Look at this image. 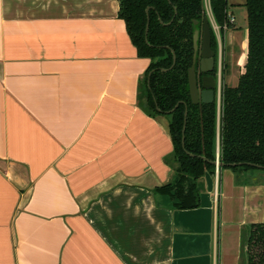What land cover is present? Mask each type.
Returning <instances> with one entry per match:
<instances>
[{
  "label": "crops",
  "instance_id": "crops-1",
  "mask_svg": "<svg viewBox=\"0 0 264 264\" xmlns=\"http://www.w3.org/2000/svg\"><path fill=\"white\" fill-rule=\"evenodd\" d=\"M119 12L0 0V264H242L264 170L206 172L192 210L159 192L177 175L170 118L140 105L150 60Z\"/></svg>",
  "mask_w": 264,
  "mask_h": 264
},
{
  "label": "trees",
  "instance_id": "trees-1",
  "mask_svg": "<svg viewBox=\"0 0 264 264\" xmlns=\"http://www.w3.org/2000/svg\"><path fill=\"white\" fill-rule=\"evenodd\" d=\"M118 1L119 16L125 21L139 57L151 61L144 80L146 97L143 102L140 95V105L151 116L170 118L177 175L175 182L161 187L159 192L169 195L175 190L174 207L192 210L200 206L196 182L206 172H215L213 162L218 155L225 165L222 169H264V0H246L248 53L237 85L223 86L220 113L216 103L193 105L189 95L194 21L201 24L206 17L204 1ZM211 7L220 29L231 25L227 0H211ZM172 51L177 58L173 69ZM180 102L188 106L185 146V104L168 114ZM241 163L244 165L232 166ZM242 264H264V223L244 230Z\"/></svg>",
  "mask_w": 264,
  "mask_h": 264
},
{
  "label": "water",
  "instance_id": "water-1",
  "mask_svg": "<svg viewBox=\"0 0 264 264\" xmlns=\"http://www.w3.org/2000/svg\"><path fill=\"white\" fill-rule=\"evenodd\" d=\"M149 9H147V13ZM196 29L194 31L193 43H194V55L193 63L188 71V84H189V94L190 99L193 105L205 104L211 105L216 103L218 107V113H220V87L219 83L215 85V79L211 77H205L202 83V90H199L198 80H197V68L200 67L201 73L209 74L213 70L215 63V52L212 50V34L214 32L213 25L208 17H205L203 20V29H199L200 22L194 21ZM149 31V22L147 24L146 32ZM246 53H248V38L246 39ZM173 53V65L171 69L174 68L176 64V55ZM170 69V70H171ZM166 71V70H164ZM151 73L149 74V77ZM180 104H185L184 102L178 103V105L168 114H172ZM185 119L183 127V146H185V131L187 126V117H188V106L185 104ZM193 156V155H192ZM213 165L220 170L225 166L220 162V159H217L213 162ZM244 163L232 165L234 166H243ZM230 166V165H229ZM257 169H263L261 166H256ZM264 170V169H263Z\"/></svg>",
  "mask_w": 264,
  "mask_h": 264
},
{
  "label": "rangeland",
  "instance_id": "rangeland-1",
  "mask_svg": "<svg viewBox=\"0 0 264 264\" xmlns=\"http://www.w3.org/2000/svg\"><path fill=\"white\" fill-rule=\"evenodd\" d=\"M203 1H204V9H205L206 2L205 0ZM230 2L237 4V2L239 1L230 0ZM229 10H230V17H231V14H233L234 17L236 18L235 26L225 25L223 29L213 28L216 42H217V49L219 51V58H220V64H219V70H218V83H219V87H221L222 90H223L224 85H227V86L237 85L238 80L240 76L242 75L243 65L245 62V58L247 56V53L245 50L246 44L244 45V42H246L245 32L248 30L247 10L244 6H239V5L237 6L229 5ZM230 35L232 36L233 39L235 38L234 40L236 41V46L233 48L226 49L225 47H227V45H226L225 40H227L226 38L230 40ZM225 58H227V61L229 62L228 71H226V73L228 74L227 77L221 76L222 70L225 66V61H224ZM144 82L141 86V95H142L143 102L145 101V97H146V93L144 92ZM220 102H221L220 103V109H221L222 97L220 99ZM164 116L168 118L167 115H164ZM171 164L173 168L175 169L178 167L176 158L173 157L171 159Z\"/></svg>",
  "mask_w": 264,
  "mask_h": 264
},
{
  "label": "flooded vegetation",
  "instance_id": "flooded-vegetation-1",
  "mask_svg": "<svg viewBox=\"0 0 264 264\" xmlns=\"http://www.w3.org/2000/svg\"><path fill=\"white\" fill-rule=\"evenodd\" d=\"M199 29L200 30L203 29V22L199 25ZM215 40H216V38H215V34L213 32V34H212V50L215 52V63H214L212 72L209 74H204V73H201L199 66L197 68V80H198L199 90H202V83H203V79L205 77H211V78L215 79V85L217 86V84H218V70H219L220 58H219V51L215 45ZM226 71H228V63L227 62H225V66L222 70L221 76L227 77ZM221 97H222V94H221Z\"/></svg>",
  "mask_w": 264,
  "mask_h": 264
},
{
  "label": "built area",
  "instance_id": "built-area-1",
  "mask_svg": "<svg viewBox=\"0 0 264 264\" xmlns=\"http://www.w3.org/2000/svg\"><path fill=\"white\" fill-rule=\"evenodd\" d=\"M205 2H206V4L211 5V0H205ZM229 22H230L231 25H233L234 22H235V18L234 17H229ZM212 25H213V28L220 29L219 26L217 25L216 21H213ZM221 94L222 93H221V87H220V99H221ZM217 159H219V155H218ZM215 170H216V173H219V171H220L219 168H216Z\"/></svg>",
  "mask_w": 264,
  "mask_h": 264
}]
</instances>
